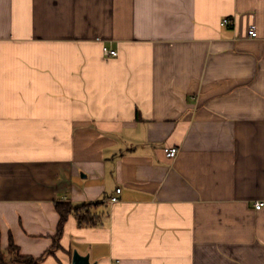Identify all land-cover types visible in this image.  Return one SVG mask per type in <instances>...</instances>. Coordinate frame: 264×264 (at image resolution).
Wrapping results in <instances>:
<instances>
[{"label": "crops", "instance_id": "0c3cea01", "mask_svg": "<svg viewBox=\"0 0 264 264\" xmlns=\"http://www.w3.org/2000/svg\"><path fill=\"white\" fill-rule=\"evenodd\" d=\"M261 201L264 0H0V253L264 264Z\"/></svg>", "mask_w": 264, "mask_h": 264}, {"label": "trees", "instance_id": "16d2710c", "mask_svg": "<svg viewBox=\"0 0 264 264\" xmlns=\"http://www.w3.org/2000/svg\"><path fill=\"white\" fill-rule=\"evenodd\" d=\"M88 205L80 207H73L69 203H56L55 208L60 216V221L57 228V234L54 238L55 246L58 247V243L63 235L64 227L71 216H75L80 226H97L101 223L99 216L93 215L88 210ZM52 250L49 251V253ZM41 258L34 259L28 256H22L19 248L14 244L12 237L10 238V244L7 253H0V264H39Z\"/></svg>", "mask_w": 264, "mask_h": 264}, {"label": "built area", "instance_id": "2783aa9c", "mask_svg": "<svg viewBox=\"0 0 264 264\" xmlns=\"http://www.w3.org/2000/svg\"><path fill=\"white\" fill-rule=\"evenodd\" d=\"M232 24V20L230 18H224L221 22V26H228V25H231ZM248 37L250 39H254L256 37H258V34H257V31L255 29H250L248 31ZM103 54L106 56V57H109V58H115V57H118L119 56V52L115 49H111L109 47H103ZM164 153L166 155V157L170 160H173L177 157V155L179 154V149L178 148H165L164 149ZM121 189L118 188L116 190V195L111 197L110 199V202L112 204H115V203H118L119 202V195L121 194ZM264 207V201H261V202H257L255 204V208L256 210H260Z\"/></svg>", "mask_w": 264, "mask_h": 264}, {"label": "water", "instance_id": "95a60500", "mask_svg": "<svg viewBox=\"0 0 264 264\" xmlns=\"http://www.w3.org/2000/svg\"><path fill=\"white\" fill-rule=\"evenodd\" d=\"M72 264H91L88 256H82L77 251L74 252Z\"/></svg>", "mask_w": 264, "mask_h": 264}]
</instances>
